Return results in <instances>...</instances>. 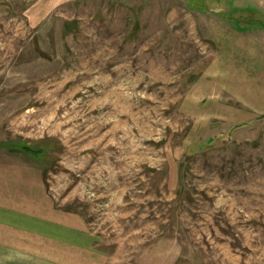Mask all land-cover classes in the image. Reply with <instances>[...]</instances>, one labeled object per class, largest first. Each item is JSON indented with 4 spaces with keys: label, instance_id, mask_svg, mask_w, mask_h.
<instances>
[{
    "label": "rangeland",
    "instance_id": "374dc122",
    "mask_svg": "<svg viewBox=\"0 0 264 264\" xmlns=\"http://www.w3.org/2000/svg\"><path fill=\"white\" fill-rule=\"evenodd\" d=\"M1 160L95 264H264V0H0Z\"/></svg>",
    "mask_w": 264,
    "mask_h": 264
},
{
    "label": "crops",
    "instance_id": "0c3cea01",
    "mask_svg": "<svg viewBox=\"0 0 264 264\" xmlns=\"http://www.w3.org/2000/svg\"><path fill=\"white\" fill-rule=\"evenodd\" d=\"M255 28L262 29H242ZM3 164L1 160L0 264L98 262V254L95 252L93 256L92 252L94 238L87 231L82 218L53 209L45 213L35 210L37 198H34V194L37 189L38 194L43 195V189H28L26 180L33 178L34 173L14 169L12 163L4 164L8 165L4 168ZM28 205L34 208H28Z\"/></svg>",
    "mask_w": 264,
    "mask_h": 264
},
{
    "label": "trees",
    "instance_id": "16d2710c",
    "mask_svg": "<svg viewBox=\"0 0 264 264\" xmlns=\"http://www.w3.org/2000/svg\"><path fill=\"white\" fill-rule=\"evenodd\" d=\"M249 27H260V28H263V25L256 26L255 24H250Z\"/></svg>",
    "mask_w": 264,
    "mask_h": 264
}]
</instances>
